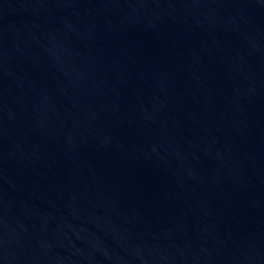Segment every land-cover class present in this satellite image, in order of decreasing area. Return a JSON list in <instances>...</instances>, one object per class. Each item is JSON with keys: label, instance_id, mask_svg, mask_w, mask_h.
I'll list each match as a JSON object with an SVG mask.
<instances>
[{"label": "water", "instance_id": "water-1", "mask_svg": "<svg viewBox=\"0 0 264 264\" xmlns=\"http://www.w3.org/2000/svg\"><path fill=\"white\" fill-rule=\"evenodd\" d=\"M0 264H264V0H0Z\"/></svg>", "mask_w": 264, "mask_h": 264}]
</instances>
